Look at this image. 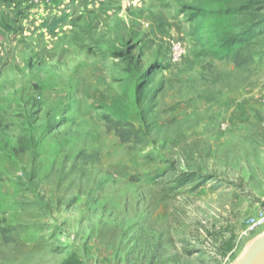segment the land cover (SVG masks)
Wrapping results in <instances>:
<instances>
[{"label":"rangeland","instance_id":"1","mask_svg":"<svg viewBox=\"0 0 264 264\" xmlns=\"http://www.w3.org/2000/svg\"><path fill=\"white\" fill-rule=\"evenodd\" d=\"M200 1L0 0V264H235L264 234V0L246 70L203 54Z\"/></svg>","mask_w":264,"mask_h":264},{"label":"trees","instance_id":"2","mask_svg":"<svg viewBox=\"0 0 264 264\" xmlns=\"http://www.w3.org/2000/svg\"><path fill=\"white\" fill-rule=\"evenodd\" d=\"M240 1L201 0L187 11L190 22L195 24L192 36L203 46V54L217 61L233 58L237 68L246 70L254 58L243 52L263 34V27L253 24L246 28L241 24L240 17L248 6L239 5ZM53 24L58 26L62 21L55 20Z\"/></svg>","mask_w":264,"mask_h":264},{"label":"water","instance_id":"3","mask_svg":"<svg viewBox=\"0 0 264 264\" xmlns=\"http://www.w3.org/2000/svg\"><path fill=\"white\" fill-rule=\"evenodd\" d=\"M235 264H264V234L252 242Z\"/></svg>","mask_w":264,"mask_h":264},{"label":"built area","instance_id":"4","mask_svg":"<svg viewBox=\"0 0 264 264\" xmlns=\"http://www.w3.org/2000/svg\"><path fill=\"white\" fill-rule=\"evenodd\" d=\"M57 0H31V3L35 5H53ZM66 1V0H60ZM181 58V54L174 55L173 60L178 61ZM264 226V212L260 211V213L256 214V216L252 219L250 224V229L254 231L255 229H260Z\"/></svg>","mask_w":264,"mask_h":264}]
</instances>
